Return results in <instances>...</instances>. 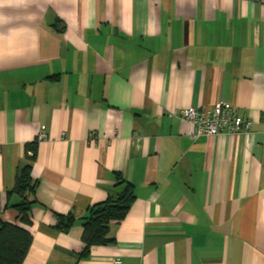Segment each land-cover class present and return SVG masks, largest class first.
Wrapping results in <instances>:
<instances>
[{"label": "crops", "instance_id": "crops-1", "mask_svg": "<svg viewBox=\"0 0 264 264\" xmlns=\"http://www.w3.org/2000/svg\"><path fill=\"white\" fill-rule=\"evenodd\" d=\"M220 101L249 132L195 136L177 115ZM26 163L22 264H264V0H0V219L18 222ZM116 173L133 203L80 257Z\"/></svg>", "mask_w": 264, "mask_h": 264}, {"label": "trees", "instance_id": "trees-1", "mask_svg": "<svg viewBox=\"0 0 264 264\" xmlns=\"http://www.w3.org/2000/svg\"><path fill=\"white\" fill-rule=\"evenodd\" d=\"M26 158L33 160L35 145L26 144ZM36 184L31 177L30 164L20 166L16 173L14 187L8 195L15 194L19 201L11 204L18 213V222L0 219V264H22L32 242L31 209L35 203L33 194ZM115 192L100 203L88 207L83 218L82 242L83 250L80 257L88 255L93 245L108 244L113 241L109 236V226L112 222L124 219L133 203L134 190L130 182L120 173L115 174ZM72 213L57 215L55 227L67 231L75 221Z\"/></svg>", "mask_w": 264, "mask_h": 264}, {"label": "built area", "instance_id": "built-area-1", "mask_svg": "<svg viewBox=\"0 0 264 264\" xmlns=\"http://www.w3.org/2000/svg\"><path fill=\"white\" fill-rule=\"evenodd\" d=\"M177 115L194 126L195 136H215L223 133L238 134L249 132L251 120L238 113L229 102H217L209 108L186 107ZM40 139L45 138L40 134ZM111 264H122L120 258H112Z\"/></svg>", "mask_w": 264, "mask_h": 264}]
</instances>
